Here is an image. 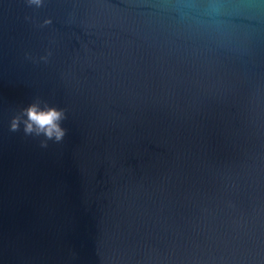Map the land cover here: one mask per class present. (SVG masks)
Here are the masks:
<instances>
[{"label":"water","instance_id":"1","mask_svg":"<svg viewBox=\"0 0 264 264\" xmlns=\"http://www.w3.org/2000/svg\"><path fill=\"white\" fill-rule=\"evenodd\" d=\"M0 264H264V0H0Z\"/></svg>","mask_w":264,"mask_h":264},{"label":"clouds","instance_id":"2","mask_svg":"<svg viewBox=\"0 0 264 264\" xmlns=\"http://www.w3.org/2000/svg\"><path fill=\"white\" fill-rule=\"evenodd\" d=\"M27 6H35L37 8L43 6V0H25ZM25 19H29L25 17ZM51 23V21H45ZM49 56L51 53L48 54ZM31 59V57H27ZM47 56L40 59L47 62ZM67 119L66 110L50 106L48 103L36 99L27 107L22 108L10 121V131L18 132L23 125L24 135L34 138L43 137L40 140V147L47 148L48 142L61 143L66 134L67 129L62 127L63 122Z\"/></svg>","mask_w":264,"mask_h":264}]
</instances>
